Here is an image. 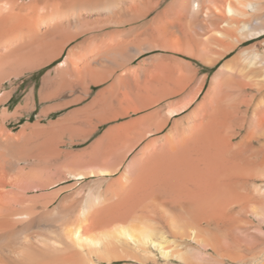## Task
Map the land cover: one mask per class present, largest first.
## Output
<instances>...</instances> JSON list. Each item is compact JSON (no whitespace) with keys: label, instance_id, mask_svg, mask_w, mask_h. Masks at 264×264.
Instances as JSON below:
<instances>
[{"label":"bare ground","instance_id":"6f19581e","mask_svg":"<svg viewBox=\"0 0 264 264\" xmlns=\"http://www.w3.org/2000/svg\"><path fill=\"white\" fill-rule=\"evenodd\" d=\"M86 9L154 53L58 61L16 132L33 88L0 110V264H264V0H0V105Z\"/></svg>","mask_w":264,"mask_h":264},{"label":"crops","instance_id":"0c3cea01","mask_svg":"<svg viewBox=\"0 0 264 264\" xmlns=\"http://www.w3.org/2000/svg\"><path fill=\"white\" fill-rule=\"evenodd\" d=\"M86 10L91 13L94 9ZM86 10L80 11L81 24L83 25L82 31L63 44L59 55L54 57L55 62L61 60L65 61L67 59L90 60V65L87 63H67L66 65V69L70 72L78 70L82 71L84 74H90L94 71L107 68L105 64L111 61H130L131 59L135 61L143 54L141 51H137V46L140 48L143 44L138 45V43H136L134 36L135 23L132 20L125 19L120 21L116 18L115 12L98 9L95 10V12H103V14H101V16L98 15L97 19L89 21L85 20V16L83 15V12ZM94 14L95 13H92V15ZM75 21L76 20H72L70 25L74 26L76 24ZM111 23H113V25ZM86 31H89V33H87L88 37L70 45L67 54L62 57V52L66 45ZM125 65L128 66L130 63L127 62ZM106 117L108 118L110 115H106ZM115 120L121 121L123 119L121 116L116 119L108 118L104 124L112 123ZM152 138H155V136L151 135L150 139Z\"/></svg>","mask_w":264,"mask_h":264},{"label":"rangeland","instance_id":"374dc122","mask_svg":"<svg viewBox=\"0 0 264 264\" xmlns=\"http://www.w3.org/2000/svg\"><path fill=\"white\" fill-rule=\"evenodd\" d=\"M23 1H27V0H23ZM89 11H91V10H89ZM92 13H95V14L92 15ZM101 14H103V12L98 13V12H95V10H92L91 13H89L88 10L83 12V15L85 16V20H89V21L97 19L98 15L101 16ZM111 24L113 25V23H111ZM87 33H89V31H86L85 33H83L79 37H77L74 40H72L71 42H69L62 52V57H64V55L67 54L68 47L70 45H72L73 43H75L81 39H85L86 37H88ZM153 53L154 52H152V51L144 52L140 57H138L134 61V63H136V62L138 63L142 58L150 56ZM56 64H57V61L54 62L53 64L47 66V67H44V68L39 69V70H35L31 74H29L28 77L26 76L24 78L17 80L13 85H9L8 83L5 84V86H6L5 90L6 91L9 90L11 92H10L9 98L7 99V101H5L4 105H0V110L3 108V106H7L9 111L12 112L15 110V108L21 102H23L25 95L27 93H29L32 90V88H33V92L35 94V99H34V105L35 106H34V108H31L29 111H27L23 115H20L16 119L12 118V119H9L7 121L9 127L12 128L14 132L18 131L22 124L35 122L36 120H38V118H40L39 117V111H40L41 107L43 106V103H41L39 101V98H38V91H39V88L41 85V79H42L43 75H45L48 71L52 70ZM216 69H217V66L213 67L211 72H214ZM205 71H206V69L202 68V72H205ZM94 89L95 88H93V90ZM157 94L159 95V93H157ZM75 107H76L75 105H72L71 107L70 106L63 107V108H60L58 110L52 111L48 116L41 117V122L46 123L49 120L56 119L58 116L69 112L71 109H73ZM103 128H104L103 125L100 126L99 130L97 132L99 133ZM81 146H83V145L79 144V145H75L74 147L78 148ZM128 159H130V157H128Z\"/></svg>","mask_w":264,"mask_h":264}]
</instances>
